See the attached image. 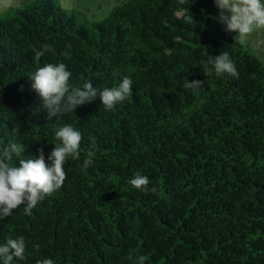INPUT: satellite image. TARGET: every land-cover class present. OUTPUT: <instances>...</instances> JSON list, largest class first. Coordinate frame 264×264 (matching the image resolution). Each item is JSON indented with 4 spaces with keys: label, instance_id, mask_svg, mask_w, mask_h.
<instances>
[{
    "label": "trees",
    "instance_id": "1",
    "mask_svg": "<svg viewBox=\"0 0 264 264\" xmlns=\"http://www.w3.org/2000/svg\"><path fill=\"white\" fill-rule=\"evenodd\" d=\"M18 1L0 15V148L15 136L25 146L18 166L40 148L47 158L64 124L82 141L59 190L30 216L22 205L0 219V245L27 241L26 259L12 264H134L140 255L145 264H264V63L223 31L214 0H124L100 23L78 21L57 0ZM45 44L53 50L36 61ZM223 51L238 78L201 68ZM46 63L100 89L127 75L130 95L110 111L97 95L49 120L28 78ZM186 77L204 89H184ZM136 172L156 191L133 188Z\"/></svg>",
    "mask_w": 264,
    "mask_h": 264
},
{
    "label": "clouds",
    "instance_id": "2",
    "mask_svg": "<svg viewBox=\"0 0 264 264\" xmlns=\"http://www.w3.org/2000/svg\"><path fill=\"white\" fill-rule=\"evenodd\" d=\"M184 0H182V3ZM219 10L218 21L223 26L225 33H234L233 42L243 44L246 38L255 29H264V2L262 0H214ZM188 23H195L192 14L185 17ZM52 45L45 44L42 50H36L34 59L39 61L46 52L52 51ZM201 68L207 72L215 70V75L221 77L228 74L238 78L239 73L235 62L228 51L220 52L215 57L201 61ZM114 76L120 75L113 71ZM72 73L64 63H46L28 76L31 81V89L36 92L40 103L36 106L39 112H45L46 118L67 113H75L78 106L92 102L99 95L105 111H110L115 106L125 101L130 95L133 85L132 79L124 75L118 86L94 87L91 81L82 86L70 82ZM205 81L184 79L183 87L198 94L204 89ZM20 90H23L21 85ZM36 109H33L34 111ZM55 138L60 141L50 154L45 157L43 148L37 150L35 158L19 159V165L14 162V157H21L25 152V146L13 136L6 147L0 148V219L13 214V210L23 207L26 215L32 214L38 202H42L54 192L59 190L66 179L64 165L68 159L80 158L79 148L82 134L72 124H64L55 131ZM95 143L91 145L94 149ZM95 152L90 150L85 158L83 167L88 168L94 163ZM131 186L144 192H155L146 175L136 172L129 181ZM33 249L39 251L40 245L33 244ZM27 241L23 236L8 239L0 245V261L2 264H12L14 259H26ZM146 257L143 255L135 258L134 264H145ZM35 264H55L51 258L37 259Z\"/></svg>",
    "mask_w": 264,
    "mask_h": 264
},
{
    "label": "rangeland",
    "instance_id": "3",
    "mask_svg": "<svg viewBox=\"0 0 264 264\" xmlns=\"http://www.w3.org/2000/svg\"><path fill=\"white\" fill-rule=\"evenodd\" d=\"M124 0H57L63 10L76 14L78 21L100 23L107 19L115 7ZM264 2V0H262ZM10 7H19L18 0H0V15ZM232 35H235L232 33ZM248 46L264 63V29H255L245 40Z\"/></svg>",
    "mask_w": 264,
    "mask_h": 264
}]
</instances>
